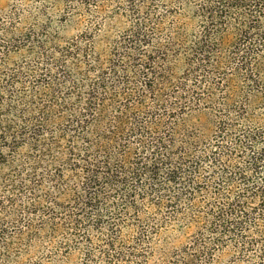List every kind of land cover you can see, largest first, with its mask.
<instances>
[{"label": "trees", "instance_id": "1", "mask_svg": "<svg viewBox=\"0 0 264 264\" xmlns=\"http://www.w3.org/2000/svg\"><path fill=\"white\" fill-rule=\"evenodd\" d=\"M0 264H264V0L0 7Z\"/></svg>", "mask_w": 264, "mask_h": 264}, {"label": "rangeland", "instance_id": "2", "mask_svg": "<svg viewBox=\"0 0 264 264\" xmlns=\"http://www.w3.org/2000/svg\"><path fill=\"white\" fill-rule=\"evenodd\" d=\"M8 0H0V7H4Z\"/></svg>", "mask_w": 264, "mask_h": 264}]
</instances>
